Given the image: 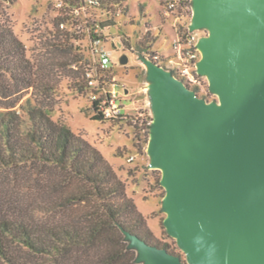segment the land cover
Instances as JSON below:
<instances>
[{"label":"water","instance_id":"obj_1","mask_svg":"<svg viewBox=\"0 0 264 264\" xmlns=\"http://www.w3.org/2000/svg\"><path fill=\"white\" fill-rule=\"evenodd\" d=\"M192 4L190 29H212L199 39L198 71L210 74L221 103L152 64L161 91L153 151L167 187L166 224L194 264H264V0ZM132 239L145 264H186Z\"/></svg>","mask_w":264,"mask_h":264},{"label":"trees","instance_id":"obj_2","mask_svg":"<svg viewBox=\"0 0 264 264\" xmlns=\"http://www.w3.org/2000/svg\"><path fill=\"white\" fill-rule=\"evenodd\" d=\"M14 1L0 0V264H145L132 236L179 256L156 239L102 152L53 119L58 84L15 34L4 6ZM98 1L110 15L126 7ZM68 39L56 30L46 43L68 48Z\"/></svg>","mask_w":264,"mask_h":264},{"label":"rangeland","instance_id":"obj_3","mask_svg":"<svg viewBox=\"0 0 264 264\" xmlns=\"http://www.w3.org/2000/svg\"><path fill=\"white\" fill-rule=\"evenodd\" d=\"M56 2L15 0L4 3L6 16L15 34L25 43L28 57L37 66L43 64L42 68L48 70L58 84L52 103L53 119L66 124L102 152L125 181L127 194L134 198L156 239L170 243L186 264H194L166 224L167 187L163 183V168L157 164L153 151L155 129L162 112L161 91L157 79L150 74L152 64H156L169 72L172 70L175 77L186 82L179 65L171 60L181 61L176 45L183 28L191 23L193 12L178 19L163 13L161 0H123L126 7L114 18L116 30L106 32L103 42L111 53L113 68L111 72H101L107 77H116L119 102L124 105L128 117L115 121L97 120L92 118L96 112L90 90L85 86L78 89L75 85L77 82L86 85L85 71L90 64L94 66L99 57L92 49V36L88 33L90 24L83 19L74 21L63 17L54 7ZM90 11L97 21L109 17L100 14L98 9ZM56 30L69 37L68 48L47 45L46 39ZM211 30L210 26L197 29L198 37H210ZM115 39L121 41V47L112 46ZM152 52L160 59L150 56ZM124 54L129 57L127 63L121 62ZM203 55L200 50V61ZM199 78L200 83L185 84L206 102L220 104V94L211 88L210 74L200 73Z\"/></svg>","mask_w":264,"mask_h":264},{"label":"built area","instance_id":"obj_4","mask_svg":"<svg viewBox=\"0 0 264 264\" xmlns=\"http://www.w3.org/2000/svg\"><path fill=\"white\" fill-rule=\"evenodd\" d=\"M193 0H161L162 10L166 16L188 17L189 12H193ZM54 7L62 14L63 17L72 20L83 19L90 24L88 33L92 36V49L94 54L99 57L92 67L91 64L85 71V80L87 88L90 90L92 102H94V110L102 118L112 121L125 119L128 117L124 113V105L119 102L120 93L117 90L116 77H107L101 71L111 72L112 57L109 50L103 45L106 32L113 30L114 26L105 24L107 20L113 19L117 14L123 13V6H115L114 11L109 12L107 6H102L98 0H57ZM91 9H98L100 14L110 16L106 19L97 21L93 17ZM109 13V14H108ZM61 17V16H60ZM64 27V23H62ZM200 37H198L197 29L191 30L190 23L183 30L178 43L176 45L178 57L181 61L171 60L175 65H179L181 75L186 78L185 83H200L198 62L200 48L198 46ZM112 42H118L113 40ZM111 42V43H112ZM121 43V41H119ZM188 86V84H186Z\"/></svg>","mask_w":264,"mask_h":264},{"label":"bare ground","instance_id":"obj_5","mask_svg":"<svg viewBox=\"0 0 264 264\" xmlns=\"http://www.w3.org/2000/svg\"><path fill=\"white\" fill-rule=\"evenodd\" d=\"M159 121H160V119H159Z\"/></svg>","mask_w":264,"mask_h":264}]
</instances>
